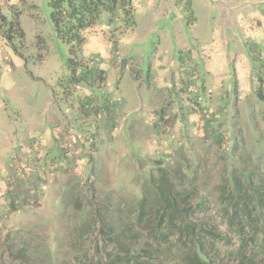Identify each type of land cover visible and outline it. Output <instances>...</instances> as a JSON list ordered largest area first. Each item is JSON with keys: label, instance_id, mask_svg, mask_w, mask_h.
Here are the masks:
<instances>
[{"label": "rangeland", "instance_id": "1", "mask_svg": "<svg viewBox=\"0 0 264 264\" xmlns=\"http://www.w3.org/2000/svg\"><path fill=\"white\" fill-rule=\"evenodd\" d=\"M48 2L0 0L4 28L17 7L22 13L26 54L23 59L17 57L0 36V101L8 105L11 125L6 133L0 129V166L8 154L11 159L20 154L17 134L24 129V117L44 120L49 127L53 111L79 138L78 154L74 158L60 148L58 164L69 168L63 174L58 169L49 172L50 177L39 181V201L32 207L19 206L10 212V194L26 180L14 173L5 186L0 178V264H93L94 257L103 255L102 227H118L124 214L133 217L145 184L157 176V168L166 166L179 167L199 189L203 200L200 205L194 202L193 219L219 236L211 248L209 234H202L212 261L241 264L236 256L240 239L229 227L221 198L232 190L234 180L246 190L251 185V195L264 189V57L255 58L264 54V31L259 40L240 39L236 32L244 48L231 43L220 56L205 35L211 32V37L216 22H222L215 9L217 0H134L132 28L114 32L113 38L108 31L115 27L104 24L77 53L78 58H88L102 77L93 84L98 87L93 98L99 101L84 103L78 94L90 93L87 83L71 88L72 96L63 84L70 75V46L56 36ZM198 3H209L214 19L202 17ZM245 3L258 4L256 0ZM202 34L204 43L197 40ZM211 52L215 74L206 86V70H211L203 55ZM241 53L244 56L237 58ZM174 73L181 78L187 100L178 96L171 81ZM105 82L107 89L100 87ZM214 98L218 109L209 106ZM106 106L114 111H106ZM201 107L215 110L212 121L219 128L217 133L205 132L202 122L208 116L199 114ZM95 109L105 116L99 118ZM173 114L180 118L181 127L173 122ZM68 160L75 162L68 164ZM45 161L37 160L35 165L43 171ZM28 169V179L41 173L31 165ZM252 217L254 221L256 216ZM86 229L89 239L82 238ZM84 253L88 256L79 258Z\"/></svg>", "mask_w": 264, "mask_h": 264}, {"label": "trees", "instance_id": "2", "mask_svg": "<svg viewBox=\"0 0 264 264\" xmlns=\"http://www.w3.org/2000/svg\"><path fill=\"white\" fill-rule=\"evenodd\" d=\"M48 5L56 36L70 46L71 58L67 63L70 75L63 84L69 90L81 82L92 88L96 78L102 77L96 68L90 66L88 58H78L77 53L85 49L90 36L96 34L104 24L115 27L114 31H108L112 37L115 36L114 32L119 31L118 34H121L132 28L136 14L134 0H49ZM21 14L17 7L12 12L15 17L10 23L7 22L6 28L0 23V28L5 29V33L0 36L11 47L12 52L23 59L26 54L23 49ZM5 20V17H0V21ZM73 91H69L71 96ZM210 108L201 107L198 112L202 116H208L204 119L201 117L204 120L203 126H207L205 132L217 133L219 128L215 126L216 121H212L215 110ZM170 124L167 123L166 127L169 128ZM163 132L168 133V129ZM173 146L177 145L171 143V147ZM57 148L59 153L62 146ZM45 164L51 165L49 168L53 172L57 171V163L54 165V162L45 161ZM46 166L43 171L47 170ZM24 179L27 181L28 177ZM20 183L23 186L20 193L13 191V195L10 194L13 198L10 212L17 210L19 206L29 207L25 198L20 199V203L17 202L19 197H24L27 186ZM232 183V190L223 194L221 202L224 213L229 218V227L236 231L240 239L236 256L241 264H264V189L251 195L248 193L251 185L246 190L239 181L234 180ZM142 190V198L137 201L133 217L124 214L119 218L118 227H102L100 232L104 240L100 241V245L103 255L94 257L93 264H215L209 257L202 234H209L211 248L218 243L219 236L214 230L207 231L193 219L194 202L200 205L203 198L185 173L179 167L157 168V176H151ZM253 215L256 216L254 221L251 219ZM93 218L89 219L92 221ZM91 221L89 220V227ZM89 232L86 229L82 238L89 239ZM98 247L99 245L97 249ZM85 256L88 255L84 253L79 258Z\"/></svg>", "mask_w": 264, "mask_h": 264}, {"label": "crops", "instance_id": "3", "mask_svg": "<svg viewBox=\"0 0 264 264\" xmlns=\"http://www.w3.org/2000/svg\"><path fill=\"white\" fill-rule=\"evenodd\" d=\"M204 2H212L213 0H202ZM218 5L215 7L216 10L220 13L218 16L222 20L220 23L217 21L216 28L212 31V36L210 37L211 32H205V35L210 38V43L213 45H216L214 48V52L220 56H222V52L227 51L229 48V45L232 43L234 47L238 48L239 46L241 48L243 47L244 42L240 43V39L243 36V39L245 40H254V38H263V31H264V0H256L258 3L247 5L245 3V0H217ZM225 6V9L223 8ZM209 3H198V9L202 11V17H205L207 20H210L213 18V10H209ZM176 10V12H179L178 9L173 8ZM214 9V10H215ZM228 12V13H226ZM228 14V15H226ZM214 19V18H213ZM259 21V24H256L257 21ZM215 19L214 21H216ZM248 20V22H247ZM250 21V22H249ZM206 23V22H205ZM198 24V23H197ZM195 26V25H193ZM213 29V28H212ZM236 32L239 34V38H236ZM204 34H202L200 37L197 38V40H201V43H204V39L206 38ZM238 36V35H237ZM256 40H259V39ZM264 42V40H263ZM212 45V46H213ZM264 45V44H263ZM1 46V44H0ZM208 47V43L203 47V49H206ZM214 47V46H213ZM221 50V52L219 51ZM204 57H206L207 62L205 63L207 69H210L211 71H207V77L205 80V85L208 86V83L211 80H214V74L212 71L214 69V61H212L215 57L214 53H208L204 54ZM224 56V55H223ZM244 55L238 54L236 56L237 58H242ZM260 56L264 57V54L259 53L255 54V58L260 59ZM259 57V58H258ZM257 62V61H256ZM246 61L243 59V64H242V69L245 71V66H246ZM258 67V66H257ZM248 68H250V63L248 64ZM2 81V79H1ZM107 81V78H106ZM171 81L174 83V86L178 92V96L180 98L186 99V96L183 95V90L181 89V78L179 79L178 76L173 74L171 77ZM88 85V84H87ZM107 82L105 84H101L100 87L106 88ZM77 86V85H76ZM79 86V85H78ZM95 88L98 87H92L89 88L90 93H85L83 91L81 94L77 93L80 98L82 97L81 101L82 102H98L99 100L93 98V91ZM107 89V88H106ZM12 100H15L13 96L10 97ZM84 99V100H83ZM88 99V100H87ZM187 100V99H186ZM185 100V101H186ZM210 107H214L216 109L219 108V104L216 103L215 98L211 100ZM8 105L6 104L5 101H0V129L2 131L7 132L8 128L11 127L9 125V119H8ZM111 110V109H110ZM101 110H95V112H99ZM114 111V110H113ZM33 113L37 115V110H34ZM25 116V115H24ZM52 121L50 122V126H47V122L43 120V122H38V120L30 119L27 118L26 116L24 117V129H22L20 132H18L17 137L19 141V149H20V157L22 158L20 163H16L15 166L13 167V163H11V158H9V154L6 156L5 159H3V164L0 166L3 168V175H1V184L6 186V179H8L9 176L12 175V173L18 174L19 177L22 176L24 177H30L31 174H29V165L33 166L35 163H37V160L40 159H46V162H54L57 163L56 169L59 171H66L68 170L69 167L67 168H62L58 162H61V157L60 153H58V146L60 145L58 141L59 135L62 133V131L67 128L65 124L63 123L64 118L60 116H56V112H52ZM174 121L172 120V116H169L170 122L173 121L177 124H179V127H181L180 124V118L173 114ZM40 130V132H39ZM100 128H98L99 132ZM1 133V131H0ZM61 147V145H60ZM48 160V161H47ZM2 161V160H1ZM51 165H47L46 171H42L39 175L38 174H32L35 176L36 181L39 184V181L47 179V177H50V173L48 172V168ZM60 166V167H59ZM51 168H49L50 170ZM14 170V172H12ZM57 173V172H56ZM20 179V178H18ZM30 179V178H29ZM5 189V188H3Z\"/></svg>", "mask_w": 264, "mask_h": 264}, {"label": "built area", "instance_id": "4", "mask_svg": "<svg viewBox=\"0 0 264 264\" xmlns=\"http://www.w3.org/2000/svg\"><path fill=\"white\" fill-rule=\"evenodd\" d=\"M106 111H111L113 112L112 110H110V108L108 106L105 107ZM96 110V109H95ZM105 116V113H102V112H98V117L99 118H102ZM107 117L109 118V114L107 115ZM58 141L60 143V145L62 146L63 149H66V150H63L64 152L63 153H66L67 155H72L74 158H77V143L79 141V138H76L75 135H74V131L71 130V129H68V128H65L62 133L59 135L58 137ZM22 158L20 157V155H14V157L11 159V162L13 163V167L15 166L16 163H20ZM39 160H40V157H39ZM77 160V159H75ZM75 160H68V164L70 162V164H73V162H75ZM33 170L35 171H39L41 172V168L40 167H37L35 164L32 166ZM12 172H14V170H12ZM49 172H53V169H50ZM14 177V173H12V175L9 177L10 180ZM9 180V182H10ZM21 180V178H20ZM19 180V181H20ZM27 184L26 188H25V200L26 202L28 203L29 207H32V205L35 203V202H38L39 201V187H38V182L36 181V178H33V179H28L24 185ZM23 186L21 184H16L15 188L13 189V191L15 193H20V189L22 188Z\"/></svg>", "mask_w": 264, "mask_h": 264}]
</instances>
